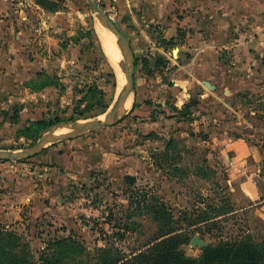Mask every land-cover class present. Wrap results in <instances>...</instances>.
I'll list each match as a JSON object with an SVG mask.
<instances>
[{
	"label": "rangeland",
	"instance_id": "rangeland-1",
	"mask_svg": "<svg viewBox=\"0 0 264 264\" xmlns=\"http://www.w3.org/2000/svg\"><path fill=\"white\" fill-rule=\"evenodd\" d=\"M98 2L128 37L122 17L128 0ZM35 3L20 8L11 32L0 41V115L6 116L9 110L18 112L20 118L12 124L14 131L21 127L18 120L26 118L44 117L60 127L104 118V114L116 108L126 74L121 67L124 76L121 88L119 73L99 38L98 22L88 0H49L46 7L37 0ZM247 24V19L240 17L230 22L232 36H239ZM186 35L178 39H185ZM176 43L167 50L173 58L171 62L178 55L179 42ZM135 57L136 86V80L142 76L143 57L136 52ZM198 98L195 96L181 106L170 101L153 104V117L142 121L128 115L135 102L132 96L131 106L118 123L97 127L81 136L111 149V153L104 154L107 159L120 158L122 166L132 165L123 163L128 156L126 160L135 165L122 169L123 174L135 178L133 185L124 177L114 180L99 173L87 176L86 184L79 181L68 185L70 202L80 201V206L98 208L102 213L78 212L74 221L66 222L52 214L38 215L31 203L24 205L17 217L12 214L6 219L0 217V226L22 234L36 258L50 242L63 239L73 230L75 238L86 248L84 253L75 255L81 263L94 264L98 256L106 255L99 252L101 248L130 255L150 242L164 225L154 218L152 206L165 203L173 214L174 225L189 237L184 246L187 256L199 258L204 247L222 241L247 242L264 255V214L251 206H239L218 151L201 145L199 137L205 136L204 131L197 134L185 130V125L195 122V109H200L202 103ZM222 108V102L218 101L217 110ZM14 131L0 135V150L32 146L41 136L27 139ZM66 140L54 144L62 145ZM32 163L38 164L34 156L0 162V182L2 176L15 182L20 178L21 183L18 168H27L23 172L28 173L34 167ZM14 173L17 175L12 177ZM54 180L53 176L52 185ZM7 187L1 186L0 190ZM194 236L199 241H193ZM72 252L68 250L61 256L63 264H70L69 257L64 256Z\"/></svg>",
	"mask_w": 264,
	"mask_h": 264
},
{
	"label": "crops",
	"instance_id": "crops-1",
	"mask_svg": "<svg viewBox=\"0 0 264 264\" xmlns=\"http://www.w3.org/2000/svg\"><path fill=\"white\" fill-rule=\"evenodd\" d=\"M35 2L0 0V41L11 32L20 8ZM122 17L134 52L147 59L136 80V110H143L147 100L152 102L148 116L130 118L147 120L155 113L153 104L170 101L181 106L199 96L202 103L195 109V122L185 125V130L204 131L201 145L218 151L239 206L264 214V0H128ZM237 17L249 24L239 36H232L230 22ZM184 34L185 39H178ZM174 41L179 42L178 55L171 62L167 50ZM218 101L222 111L217 110ZM84 142L90 145L89 152L79 147L59 150L52 165L32 163L28 173L23 172L27 168L17 167L21 183L20 178L15 182L1 176L0 187L11 189L0 190V217L20 215L23 206L31 203L38 215L52 214L66 222L74 221L78 212L102 213L80 206V201L70 202L68 185L86 184L87 176L98 172L102 176L123 173L126 165L119 164L120 158L107 159L104 154L111 149H105V144ZM126 158L123 163L132 164L125 167L128 170L135 165ZM67 159L69 163H63Z\"/></svg>",
	"mask_w": 264,
	"mask_h": 264
},
{
	"label": "trees",
	"instance_id": "trees-1",
	"mask_svg": "<svg viewBox=\"0 0 264 264\" xmlns=\"http://www.w3.org/2000/svg\"><path fill=\"white\" fill-rule=\"evenodd\" d=\"M37 3L46 7L49 0H37ZM142 63L146 65L147 59L142 58ZM151 104L152 102L147 100L143 106V110L138 111L136 110L135 101L128 114L129 117L148 116ZM19 118L20 115L15 110H9L4 117L0 115V135L12 134L15 129L12 126L13 121ZM18 122L21 127L14 132L27 139L38 138L55 123L50 122L44 117L28 118L24 121L18 120ZM74 140L78 141V145H80L72 144L71 142ZM77 147L84 152H89L90 145L86 144L82 137H76L66 140L62 145H50L34 157L39 164L52 165L53 162L57 161L55 157L59 150H62V152L70 149L76 150ZM58 155L63 158L68 157V155L64 156L62 153ZM8 161L10 160H0V162ZM63 163H69L68 159L67 161L64 160ZM111 176L114 180L117 177H124V180L131 185L135 183V178L131 175L119 173L117 175L112 174ZM164 204L152 206L154 218L159 220V222L163 221L164 225L160 226L150 242L132 251L130 255H126L118 250L101 248L99 252L106 255L98 256L94 264H264V255L260 254V251L255 246L247 242L222 241L218 244L204 247L199 258L187 256L184 252V246L188 244L189 237L186 232H179V229L174 225L175 219L173 214ZM73 232L71 230L69 235L64 236L63 239L50 242L47 246L48 248L42 251L40 256L36 258L22 234L0 226V264H63L61 256L68 250H72L73 252L64 257H69L70 264H86L84 262L81 263V260L75 255L84 253L86 248L83 246V243L75 238Z\"/></svg>",
	"mask_w": 264,
	"mask_h": 264
},
{
	"label": "water",
	"instance_id": "water-1",
	"mask_svg": "<svg viewBox=\"0 0 264 264\" xmlns=\"http://www.w3.org/2000/svg\"><path fill=\"white\" fill-rule=\"evenodd\" d=\"M88 3L93 10L94 16L97 17L109 31H111L126 45V52L123 54V60L119 62V65L120 67L124 68L127 84L125 87H123L116 108L104 114V118L98 117L91 120H87L88 122H86L77 132L74 133H58L55 130L61 125H53V129L49 133L43 132L37 142L32 146L18 150H0V160H13L25 157H32L37 155L39 152L43 151L49 145L59 142L61 140L81 137L85 133L97 127L112 126L118 123L121 119H123L127 111V102L129 101L130 97L136 96V57L130 39L126 36L123 31H121L115 25L114 21L110 19L107 12L104 10L103 6L98 2V0H88ZM193 241H199L198 237L194 236Z\"/></svg>",
	"mask_w": 264,
	"mask_h": 264
},
{
	"label": "bare ground",
	"instance_id": "bare-ground-1",
	"mask_svg": "<svg viewBox=\"0 0 264 264\" xmlns=\"http://www.w3.org/2000/svg\"><path fill=\"white\" fill-rule=\"evenodd\" d=\"M96 22H98L97 30L99 31V38L102 41L103 46L107 51L110 59L112 60L113 65L115 66L117 72L119 73V80H120L119 84L121 88L123 87V85L125 87L127 84V80L125 77V82L124 84L122 83L124 80V76L122 75L123 71L119 65V62L123 60V54L126 52V45L119 38H117L111 31H109L105 26H103L101 21L97 17H96ZM131 104H132V97H130L129 101L127 102V108L130 107ZM86 122L88 121L83 120L81 122L72 123L73 126L67 124L64 125L63 127H58L55 131L58 133H62V132H67L66 129H70L71 131L69 132L74 133L77 132Z\"/></svg>",
	"mask_w": 264,
	"mask_h": 264
}]
</instances>
